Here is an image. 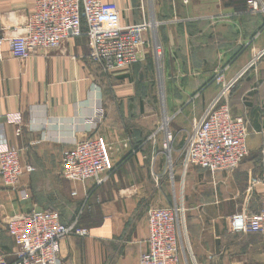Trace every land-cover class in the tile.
<instances>
[{
  "label": "crops",
  "instance_id": "crops-1",
  "mask_svg": "<svg viewBox=\"0 0 264 264\" xmlns=\"http://www.w3.org/2000/svg\"><path fill=\"white\" fill-rule=\"evenodd\" d=\"M105 1L118 4L124 25L152 23L145 37L158 40L163 80L157 71L156 85L149 84L150 59L105 72L88 58L86 35L24 63L1 46L0 141L20 149L22 162L36 170L20 181L29 194L25 200L0 179V254L14 259L13 239L4 230L8 216L44 205L37 201L71 200L65 212L59 208L61 220L70 223L89 192L79 221L89 234L61 241L62 264H138L146 249L147 208L175 203L182 205L187 232L181 264H264V235L233 233L228 227L234 213L264 207L256 183L264 151V12H248L247 0ZM32 10L33 0H0V35H12ZM218 70L224 81L234 80L232 114L250 124L248 155L231 172L210 173L193 165L183 170V139L221 90L214 80ZM95 98L105 110L96 125L85 120L94 112ZM7 113H19L21 123H6ZM163 115L174 137L166 153L160 150ZM155 131L152 143L148 137ZM91 135L114 148V170L96 188L92 180L72 183L60 177L62 152ZM60 180L68 182V192ZM39 193L49 197L38 199Z\"/></svg>",
  "mask_w": 264,
  "mask_h": 264
},
{
  "label": "built area",
  "instance_id": "built-area-1",
  "mask_svg": "<svg viewBox=\"0 0 264 264\" xmlns=\"http://www.w3.org/2000/svg\"><path fill=\"white\" fill-rule=\"evenodd\" d=\"M246 3L248 12H264L260 0H247ZM151 25L145 19L139 23L122 24L120 8L114 1L33 0V10L24 24L10 36L0 35V60L4 59L3 44L7 46L9 57L24 63L37 53L59 48L66 39L86 35L89 40L88 58L92 62L99 64L105 72L124 71L146 59L150 43L145 33ZM159 49L160 45H157V56ZM214 80L221 83V90L183 139L180 148L183 170L193 165L210 173L231 172L248 155L250 124L245 116L233 115L230 107L234 80L224 81L223 70L216 71ZM104 117L101 101L95 98L94 112L85 120L96 125ZM4 121L20 124L21 116L19 113H7ZM156 135L157 131L151 133L148 140L155 143ZM172 140V134L166 127L164 147ZM112 148L99 135L72 141L71 146L62 152L60 177L74 183L92 180L93 187H99L109 180L114 170L110 159ZM35 170L32 164L22 162L20 149L0 141L1 182L20 200L29 197L20 181ZM256 183L262 188L264 205V151ZM71 195L75 196L76 191L73 190ZM89 197L90 193L86 192L78 213L70 223L63 222L59 211L53 208H32L8 216L5 230L13 239L14 259L8 261L5 255L0 254V264H62L61 241L69 236L82 238L89 234L88 229L79 224ZM147 226L146 249L139 253L138 264H181L180 251L184 252L187 247L182 205L148 207ZM228 227L233 233L264 235V207L255 213L245 210L234 213Z\"/></svg>",
  "mask_w": 264,
  "mask_h": 264
},
{
  "label": "rangeland",
  "instance_id": "rangeland-1",
  "mask_svg": "<svg viewBox=\"0 0 264 264\" xmlns=\"http://www.w3.org/2000/svg\"><path fill=\"white\" fill-rule=\"evenodd\" d=\"M152 24V23H151ZM155 24V23H154ZM155 27V26H154ZM149 43H150V48L148 49V52H147V55H146V59L143 61V62H141V63H144L147 59H150L151 60V65H152V67L154 68H152L153 69V72H152V75L150 76V80L152 81V82H150L149 84L152 86V85H156V82H157V71L159 72V74H160V81H162L163 80V73H162V70H163V58H162V51H161V49H159L158 51H159V54H158V60H157V52H156V46L157 45H159V43H158V40H157V38H155V40H154V37H153V39H152V41H149ZM156 45V46H155ZM152 55L154 56V59L152 58ZM163 121H164V123H165V118H167V117H164V115H163ZM163 123V125L161 126L162 128H160V134H163V142H164V140H165V126H166V124H164ZM167 127L169 128V121L167 122ZM162 136V135H161ZM183 137V136H182ZM172 138L174 139V137H173V135H172ZM173 141V140H172ZM172 141H169V143L166 145V148L164 147V145H163V142L160 144V150L161 151H164V153H166L167 151H170L172 148H171V144H172ZM175 145V144H174ZM247 157V156H246ZM245 160V158L243 159V161ZM168 159H167V164H168ZM242 161V162H243ZM241 162V163H242ZM147 166H149V163H148V161H146V163H145ZM259 165V163H257V166ZM61 181V185H62V187L64 188V191L66 192L68 189H69V184H68V182H66V181H64V180H60ZM73 183V182H72ZM68 192V191H67ZM40 195H37V198L38 199H40V197L41 198H43V197H46V196H48L49 197V195L48 194H46V195H42L41 193H39ZM63 200V199H62ZM37 202H42V203H44V205L43 206H40V208H46V207H49V206H55V207H53L54 209H56V210H58L59 212H60V210H64V212H65V210L66 209H69L71 206V200H65V201H55V202H57V204H52V202H54V201H37ZM57 207V208H56ZM39 208V207H38ZM59 208H60V210H59ZM80 208V207H79ZM87 209V207H84V209H83V211L84 210H86ZM83 211H82V213H83ZM82 215V214H81ZM4 230H5V226H4ZM6 231V230H5Z\"/></svg>",
  "mask_w": 264,
  "mask_h": 264
},
{
  "label": "bare ground",
  "instance_id": "bare-ground-1",
  "mask_svg": "<svg viewBox=\"0 0 264 264\" xmlns=\"http://www.w3.org/2000/svg\"><path fill=\"white\" fill-rule=\"evenodd\" d=\"M157 60H158V56H157ZM168 119L167 118H165V121H167Z\"/></svg>",
  "mask_w": 264,
  "mask_h": 264
}]
</instances>
